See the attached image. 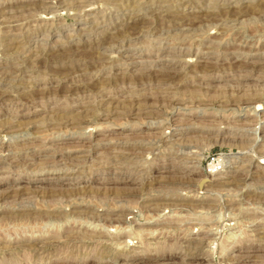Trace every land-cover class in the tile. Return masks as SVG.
I'll list each match as a JSON object with an SVG mask.
<instances>
[{
    "label": "rangeland",
    "instance_id": "374dc122",
    "mask_svg": "<svg viewBox=\"0 0 264 264\" xmlns=\"http://www.w3.org/2000/svg\"><path fill=\"white\" fill-rule=\"evenodd\" d=\"M0 264H264V0H0Z\"/></svg>",
    "mask_w": 264,
    "mask_h": 264
},
{
    "label": "bare ground",
    "instance_id": "6f19581e",
    "mask_svg": "<svg viewBox=\"0 0 264 264\" xmlns=\"http://www.w3.org/2000/svg\"><path fill=\"white\" fill-rule=\"evenodd\" d=\"M216 174H221V172H217ZM224 176H225V174H224ZM208 177H209V178H210V177L212 178V177H215V175H214V174H210ZM208 177H207V178H208ZM224 178H225V177L222 176V178L219 177V178H217V179H224ZM217 179H216V180H217ZM214 180H215V179H214ZM200 215H201V214H200Z\"/></svg>",
    "mask_w": 264,
    "mask_h": 264
},
{
    "label": "built area",
    "instance_id": "2783aa9c",
    "mask_svg": "<svg viewBox=\"0 0 264 264\" xmlns=\"http://www.w3.org/2000/svg\"><path fill=\"white\" fill-rule=\"evenodd\" d=\"M215 165V164H214ZM217 171V170H216Z\"/></svg>",
    "mask_w": 264,
    "mask_h": 264
}]
</instances>
